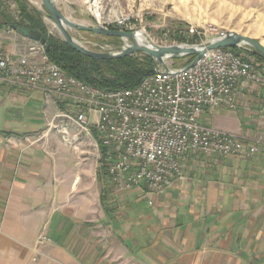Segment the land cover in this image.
<instances>
[{"label": "crops", "instance_id": "0c3cea01", "mask_svg": "<svg viewBox=\"0 0 264 264\" xmlns=\"http://www.w3.org/2000/svg\"><path fill=\"white\" fill-rule=\"evenodd\" d=\"M30 43L0 26L4 53L17 58ZM68 107L43 87L0 78V261L264 264V83L240 82L235 111L199 120L257 152L188 156L183 177L158 195L114 189L98 164L50 133ZM41 235L48 241L37 246Z\"/></svg>", "mask_w": 264, "mask_h": 264}, {"label": "built area", "instance_id": "2783aa9c", "mask_svg": "<svg viewBox=\"0 0 264 264\" xmlns=\"http://www.w3.org/2000/svg\"><path fill=\"white\" fill-rule=\"evenodd\" d=\"M124 22L117 24L120 30ZM187 66H158L132 89L100 91L66 76L49 60L44 45L32 42L17 58L0 50L1 80L43 87L67 101L71 110L57 117L95 136L97 161L110 185L118 191L143 187L149 195L162 194L181 179L186 158L195 153L238 158L257 152L199 120L206 110L235 111L239 83L263 84V76L229 48L207 51ZM47 241L41 235L36 245Z\"/></svg>", "mask_w": 264, "mask_h": 264}, {"label": "rangeland", "instance_id": "374dc122", "mask_svg": "<svg viewBox=\"0 0 264 264\" xmlns=\"http://www.w3.org/2000/svg\"><path fill=\"white\" fill-rule=\"evenodd\" d=\"M24 1L30 13H35L34 10L45 13L40 0ZM3 2L4 10L15 17L16 5L6 0ZM54 3L69 21L91 28H116L125 20L121 30L145 32L151 44L159 47L187 44L178 43V39L185 42L196 40L191 45H199L229 33L249 37L264 46V0H55ZM41 22L48 37L62 40L50 20L41 17ZM68 32L81 46L93 52H111L123 45L121 40L77 30ZM124 43L130 45V41ZM238 54L250 61L264 78V63L253 55L252 49L243 46L238 49ZM187 62V58L165 61L172 68L184 67ZM66 109L71 110L69 107ZM58 115L60 112L54 116L47 130L57 132L66 148L77 153L82 163L98 166L94 139ZM36 253L33 263L37 262ZM0 264L17 263L0 261Z\"/></svg>", "mask_w": 264, "mask_h": 264}, {"label": "trees", "instance_id": "16d2710c", "mask_svg": "<svg viewBox=\"0 0 264 264\" xmlns=\"http://www.w3.org/2000/svg\"><path fill=\"white\" fill-rule=\"evenodd\" d=\"M6 1L16 5L17 15L15 17L10 16L3 8V0H0V26L11 29L12 25H16L25 30L39 31L45 39L44 48L49 60L68 77L100 91H118L138 86L145 77L152 75L155 71L154 60L141 53L108 61H97L84 57L63 40L48 37L46 27L41 22V16L36 12L30 13L24 0ZM109 30H119V28H109ZM107 38L119 40L118 38ZM178 40V43L190 45L196 42V40L191 42H185L184 39ZM232 50L238 53V49ZM253 55L264 63V60L254 51ZM187 59L188 62L185 66L193 60L192 57H187ZM101 169L103 170V168Z\"/></svg>", "mask_w": 264, "mask_h": 264}, {"label": "water", "instance_id": "95a60500", "mask_svg": "<svg viewBox=\"0 0 264 264\" xmlns=\"http://www.w3.org/2000/svg\"><path fill=\"white\" fill-rule=\"evenodd\" d=\"M41 4L45 10V13L39 10H34L39 16L45 17L50 20L55 26L57 31L62 37V40L71 48H73L80 55L97 60V61H108L116 60L125 57H130L135 54H144L151 57L155 62V67L166 68L165 61L168 59H182L187 57H192V62L187 66L188 68L193 67L196 61L207 51L217 50V49H239L248 47L252 49L261 59L264 60V47L262 44L254 39L245 37L236 33L226 34L222 38H216L206 43H201L199 45H187L178 44L170 46H155L151 44V41L147 34L144 32V37L146 38V43L140 45L137 43L136 36L138 32H127L124 30H109L104 27H87L80 24L73 23L69 21L56 7L55 0H40ZM11 29L19 36L35 43L41 45L45 44V39L39 31H29L20 28L16 25H12ZM69 30H77L86 33H91L93 35H99L109 38H118L123 42L122 47L113 50L111 52H93L83 46H81L77 41H75L69 34ZM124 41H130V45L124 43Z\"/></svg>", "mask_w": 264, "mask_h": 264}, {"label": "bare ground", "instance_id": "6f19581e", "mask_svg": "<svg viewBox=\"0 0 264 264\" xmlns=\"http://www.w3.org/2000/svg\"><path fill=\"white\" fill-rule=\"evenodd\" d=\"M144 38V39H143ZM137 43L142 45L144 44L146 38L144 37V32H138L136 36ZM263 46V45H262ZM264 47V46H263Z\"/></svg>", "mask_w": 264, "mask_h": 264}]
</instances>
